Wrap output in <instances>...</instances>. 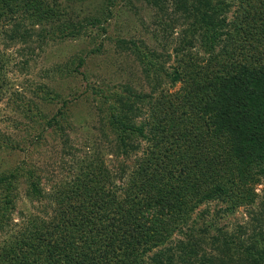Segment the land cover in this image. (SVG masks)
Listing matches in <instances>:
<instances>
[{
	"label": "trees",
	"instance_id": "obj_1",
	"mask_svg": "<svg viewBox=\"0 0 264 264\" xmlns=\"http://www.w3.org/2000/svg\"><path fill=\"white\" fill-rule=\"evenodd\" d=\"M142 1L158 7L159 15L168 8L173 11L168 29L181 21L183 26L192 24L200 35L206 33V41L215 27L225 28L223 17L234 13L231 27L246 35H233L231 46L247 65L232 64L229 68L237 72L227 80L212 77L207 92L199 90L203 81L195 91L181 88L175 93L164 82L149 81L150 90L119 89L113 95L102 91L101 98L94 97L99 107L113 108L110 100L115 99V110L105 114L101 131L104 139L115 141L116 157H123L118 170L128 173L124 193L118 201L106 198L103 179L111 181L117 175L99 158V164L89 161L88 172L58 187L55 198L48 195L53 209L45 202L35 208L49 219L19 212L16 220L14 203L5 206L0 209V264H37L40 259L44 264H264L263 209L250 212V222L235 232L216 226V234L210 231L212 225L201 222L208 211L200 210L220 195V202L243 205L257 183L247 169L258 166L264 176V0ZM59 5L58 0H0V21L6 13L19 14L36 24L52 21L57 29L64 28L66 14ZM235 5L237 11L232 10ZM89 25L67 19L59 36L92 40ZM184 31L195 32L190 27ZM2 58L0 98L7 84ZM181 65L201 76L197 64ZM181 81L191 86L176 68L171 87ZM39 89L49 101L60 97L48 86ZM62 100L49 123L61 134L72 126L71 108ZM187 112L195 115L183 122ZM240 158L236 176L224 171L230 176L222 177L220 168V182L210 183L216 169ZM29 180L31 199L42 203L47 198L40 180ZM177 232L184 241L173 243Z\"/></svg>",
	"mask_w": 264,
	"mask_h": 264
},
{
	"label": "rangeland",
	"instance_id": "obj_2",
	"mask_svg": "<svg viewBox=\"0 0 264 264\" xmlns=\"http://www.w3.org/2000/svg\"><path fill=\"white\" fill-rule=\"evenodd\" d=\"M58 2L66 14L64 28H67V19L90 23L92 40L88 37L62 39L59 36L61 30L64 31L62 26L57 29L52 21H39L36 24L19 14L6 13L0 21L1 65L5 67L4 78L7 82L0 98V209L5 210V206L14 203L16 220L20 219L19 212L28 218L38 216L49 219L44 211L35 208L44 202L51 204L48 195L53 194L55 198L58 187L86 172L90 162L99 164V158L105 159V165L116 171L117 175L111 181L103 179L106 182L104 192L109 193L106 198L118 201L122 196L128 177V173L122 174L118 170L123 157H116L115 141L112 137L110 140L104 139L101 131V120L107 112L115 110V99L110 100L113 108L106 104L97 106L94 97L101 98L102 91L113 95L119 89L125 91L129 88L139 92L141 89L150 90L149 81H160L164 82V87L169 88L170 93H175L181 88L195 91L196 86L200 85L198 83L203 81L206 83L200 85L199 90L207 92L213 82L210 81L212 77L227 80L237 72L229 68L232 64L239 67L247 65V60L240 59L231 46L233 35L238 38L240 34H245L231 27L234 13L228 12L227 17H223L225 28L215 27L207 34L211 37L206 41L203 37L206 33L200 35L194 26H190L192 24L183 26L181 21L175 26L173 23V27L168 29L167 24L171 21L168 18H171L173 11L168 8L165 15H159L156 11L158 7L150 2ZM235 6L233 11L239 8ZM97 18L100 19L95 21ZM189 27L195 32L184 31ZM144 55L147 59L143 58ZM81 59H84L82 66L79 65ZM182 62L186 65L197 64L201 76L190 72L181 65ZM176 68L185 73L190 87L184 81L171 87ZM250 69L246 68V72ZM40 86H48L52 95L58 94L60 97L47 100ZM208 94L211 98L212 93L208 91ZM63 98L71 108L72 126L61 134L54 124L50 127L49 123L62 106ZM194 115L187 112L181 119L189 122L188 116ZM240 159L233 165L223 163L216 169L210 183L220 182V168L223 170H220V176H230L224 171L236 176L243 161ZM127 164L128 159H125L124 165ZM258 169V166H254L253 170L252 167L247 169L250 172H246L247 175L257 183L252 186V195L247 196L243 205H237L234 201L220 202L222 198L219 197L223 196L220 195L201 207L200 210L208 211L203 214L205 217L201 222L212 225L210 231L213 234H216V226L226 233L235 232L243 223L250 222V212L264 210V176ZM29 178L40 180L47 198L42 203L31 199L32 181ZM51 206L50 209H53V204ZM48 215H51L50 212ZM173 240V243H179L184 238L177 232ZM208 251L214 252L213 249ZM42 261L40 259L37 264H44Z\"/></svg>",
	"mask_w": 264,
	"mask_h": 264
}]
</instances>
